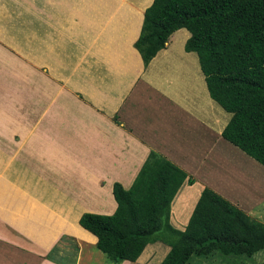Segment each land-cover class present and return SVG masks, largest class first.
<instances>
[{
	"label": "crops",
	"instance_id": "crops-1",
	"mask_svg": "<svg viewBox=\"0 0 264 264\" xmlns=\"http://www.w3.org/2000/svg\"><path fill=\"white\" fill-rule=\"evenodd\" d=\"M152 2L60 0L29 32L28 108L21 116L17 98L11 117L21 140L0 139V264H57L46 256L62 237L77 247L63 264H105L79 219L112 215L114 183L129 189L151 151L195 181L171 203L175 229L204 188L264 224V167L222 138L231 115L183 50L188 31L174 32L147 67L134 47ZM170 41L181 42L182 64ZM156 248L169 252L156 242L121 264H160Z\"/></svg>",
	"mask_w": 264,
	"mask_h": 264
},
{
	"label": "trees",
	"instance_id": "trees-1",
	"mask_svg": "<svg viewBox=\"0 0 264 264\" xmlns=\"http://www.w3.org/2000/svg\"><path fill=\"white\" fill-rule=\"evenodd\" d=\"M180 29L190 34L184 50L196 54L209 97L231 115L222 138L264 167V0H153L134 44L145 67ZM185 182L195 183L151 151L129 189L114 183L115 212L85 213L79 225L111 264L135 262L156 242L169 247L160 264H187L198 252L251 257L264 250V224L208 188L185 229L172 227L171 203ZM56 250L46 259L63 264Z\"/></svg>",
	"mask_w": 264,
	"mask_h": 264
},
{
	"label": "rangeland",
	"instance_id": "rangeland-1",
	"mask_svg": "<svg viewBox=\"0 0 264 264\" xmlns=\"http://www.w3.org/2000/svg\"><path fill=\"white\" fill-rule=\"evenodd\" d=\"M59 1L0 0V125L4 128L0 139L4 140V143H7L5 145L8 147L11 146L12 139L16 142L21 140L19 135L11 134V117L16 108V99L19 98L21 116L28 108L26 100L29 32L35 28L37 32L40 28H44L46 10H55L56 7L54 6ZM69 8L65 6V11H68ZM169 46L176 55L177 64H182L183 57L180 56L182 53L178 51L181 42L170 41ZM196 60L198 64L197 56ZM22 121L25 122V119L22 118ZM262 213L264 214V212ZM75 246V242L72 240H65L58 247L59 250H56L55 258L61 262L64 260L70 262L73 256L70 257L66 253L70 252L74 255L77 248ZM68 248L72 251H67ZM94 252L103 258L101 259L104 260L105 264H111L100 251L95 249ZM207 253L202 255L198 252L190 258L187 264H264V250L255 253L251 257L245 255L225 256L221 252ZM153 254L155 258L158 256L159 260L165 256V252L159 248H156L151 255Z\"/></svg>",
	"mask_w": 264,
	"mask_h": 264
}]
</instances>
